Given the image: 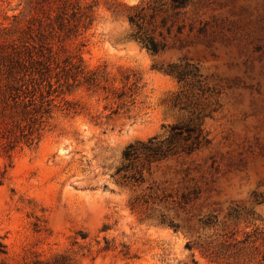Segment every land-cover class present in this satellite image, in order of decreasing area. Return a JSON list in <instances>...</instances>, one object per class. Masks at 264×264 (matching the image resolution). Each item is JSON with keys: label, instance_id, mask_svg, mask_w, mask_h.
Instances as JSON below:
<instances>
[{"label": "rangeland", "instance_id": "rangeland-1", "mask_svg": "<svg viewBox=\"0 0 264 264\" xmlns=\"http://www.w3.org/2000/svg\"><path fill=\"white\" fill-rule=\"evenodd\" d=\"M149 1L79 0L82 10L93 5V20L64 47L89 68L105 66L116 87L136 73L140 89L112 118L102 94L55 95L40 141L13 151L0 184V264L59 252L77 264H264V0H191L177 15L161 0L154 35L168 47L155 55L129 36V14ZM32 14L24 0H0V50L10 51ZM185 62L200 79L159 68ZM190 119L206 134L198 148L138 162L145 181H122L128 145Z\"/></svg>", "mask_w": 264, "mask_h": 264}, {"label": "trees", "instance_id": "trees-1", "mask_svg": "<svg viewBox=\"0 0 264 264\" xmlns=\"http://www.w3.org/2000/svg\"><path fill=\"white\" fill-rule=\"evenodd\" d=\"M33 13L26 30L12 45L10 51L0 50V158L6 163L0 165V184L5 180L13 165V151L22 146L37 144L51 113L56 107L55 95L65 94L84 88L93 95L102 94L112 106L106 105L110 113L107 118L128 112L135 103L140 89L141 77L134 73L122 77V85L116 87L106 67L89 68L80 52H69L62 44L65 38L77 35L81 27H87L93 20L92 7L85 10L79 6V0H24ZM77 7H74V3ZM191 0H169L170 8L177 15L185 9ZM164 3L150 0L146 5L137 6L128 19L132 25L130 37L138 41L152 54H159L168 47V41L162 32L161 39L155 37L158 27L155 24L161 15ZM78 17H76V15ZM85 20V22H84ZM149 24L152 28H147ZM174 22L168 23V16H161V26L169 33ZM60 42L61 48L55 47ZM65 52V55H62ZM156 66V64H154ZM173 75L180 82L188 78L200 79L202 74L195 63H168L159 67ZM132 78V80H131ZM66 109L72 105L67 101ZM79 104L74 102V112ZM201 121L176 124L166 137H151L146 142L130 144L123 152L124 162L117 168L126 185H140L144 180L141 165L152 163L182 152L190 153L205 140ZM137 165V166H136ZM193 192H196L194 190ZM183 198L188 200V195ZM132 201V208L137 206ZM161 221L165 222L164 215ZM210 222V221H205ZM170 224H173L170 221ZM5 243L0 235V253H5ZM107 248V247H106ZM77 259L67 253H55L49 258L38 254L30 261L15 264H77ZM1 264H9L3 261Z\"/></svg>", "mask_w": 264, "mask_h": 264}]
</instances>
